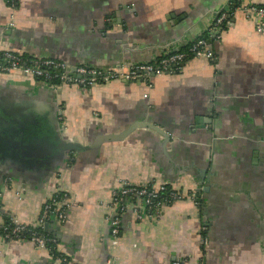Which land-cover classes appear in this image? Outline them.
I'll return each instance as SVG.
<instances>
[{"label":"crops","instance_id":"obj_1","mask_svg":"<svg viewBox=\"0 0 264 264\" xmlns=\"http://www.w3.org/2000/svg\"><path fill=\"white\" fill-rule=\"evenodd\" d=\"M249 4L264 0H17L10 26L0 0V49L70 66L150 62ZM212 49V59L192 58L180 71L92 88L0 73V129L11 103L62 126L28 164L0 155V213L37 226L44 202L67 193L65 222L50 217L42 229L70 264H264V26L237 9ZM7 175L16 180L8 189ZM121 181H167L196 198L155 219L128 206L112 247L107 216L118 214L109 203ZM0 264L62 262L31 241L0 239Z\"/></svg>","mask_w":264,"mask_h":264},{"label":"built area","instance_id":"obj_2","mask_svg":"<svg viewBox=\"0 0 264 264\" xmlns=\"http://www.w3.org/2000/svg\"><path fill=\"white\" fill-rule=\"evenodd\" d=\"M234 2V1H231ZM230 2V5H231ZM10 9L9 25H14V11L17 8V0H6ZM244 13L251 19L256 30L261 31L264 26V6L255 4L241 5L228 8L220 12L207 34L209 39L200 36L182 49L165 51L157 59L150 62L128 63L120 61L114 68H104L96 65L70 66L66 62L47 56L34 55L24 57L17 49H0V73H16L38 79L50 89H57L61 84L78 88H92L96 85L108 83L112 80H149L152 76L180 71L182 65L196 57L212 59V41L219 37L220 31L230 23L236 10ZM149 85V84H148ZM19 191H17L18 193ZM195 199V192L182 191L175 188L167 181L160 183L139 184L121 181L120 185L112 192L110 208L117 211L116 215H108V230L111 246L118 243L120 233L119 214L128 206L137 219L144 217L155 219L162 209L177 201ZM130 201L132 203H130ZM70 199L67 193H55L43 204L39 223L37 226H29L20 222L16 217L4 218L0 213V239L4 241L28 240L37 247L47 248L50 252L58 244L57 239L50 233L42 230V225L49 221L50 217L63 223L67 218L66 210L70 207ZM202 241L206 243L204 236ZM61 262L70 264L66 254L59 252ZM173 264H181L174 261Z\"/></svg>","mask_w":264,"mask_h":264},{"label":"water","instance_id":"obj_3","mask_svg":"<svg viewBox=\"0 0 264 264\" xmlns=\"http://www.w3.org/2000/svg\"><path fill=\"white\" fill-rule=\"evenodd\" d=\"M123 62L126 61L123 60ZM40 116L43 120H37L31 113H27L22 117L18 116V118L13 116L17 119L12 122L14 124L13 129L8 126L7 122H2L0 140L4 148L2 149L3 154L0 155H14L17 158H22L28 164V162L32 161V158L35 156L34 151H36V149H39L42 146H47L46 140H48V138H53L54 136H57L58 138L60 132L59 129L62 126L56 121L57 116L54 117L55 120L46 116V114H40ZM56 125L59 128V132L57 131ZM153 129L165 135L162 129L155 126ZM57 141L59 144L62 143L60 139H57ZM62 146H65L68 151H71V145H64L63 143ZM7 180L16 182L13 176H5L3 178V187L7 189L10 188V186L7 185ZM22 186L23 185H16V190H20ZM197 201H199V199H197ZM47 226L48 224L45 223L44 228L46 229Z\"/></svg>","mask_w":264,"mask_h":264},{"label":"flooded vegetation","instance_id":"obj_4","mask_svg":"<svg viewBox=\"0 0 264 264\" xmlns=\"http://www.w3.org/2000/svg\"><path fill=\"white\" fill-rule=\"evenodd\" d=\"M5 108H6V110L4 109V115H5L6 118H3V122H7L8 126L11 129H13V127H14L13 126L14 124L12 122L14 120H17L13 116H16V118H18V115H17L18 113L21 116H23V114H27V111L23 107H19V105L18 104H15V103H11L10 105L6 106ZM0 113L2 114V112H0ZM5 126L7 127L6 124H5ZM12 157H15V156L12 155ZM24 164H26V162H24Z\"/></svg>","mask_w":264,"mask_h":264},{"label":"trees","instance_id":"obj_5","mask_svg":"<svg viewBox=\"0 0 264 264\" xmlns=\"http://www.w3.org/2000/svg\"><path fill=\"white\" fill-rule=\"evenodd\" d=\"M202 36L205 37V38H207L208 40H210V39H209V35H208L207 33L203 34ZM3 217H4V218H7V217H10V216H4V215H3ZM7 219H8V218H7ZM42 230H43V229H42ZM43 231H44V230H43ZM44 232H46V231H44ZM202 236H204V234H202ZM51 253L54 254V255H57V254L59 255V253L55 250V247H53V249L51 250ZM62 264H67V263L62 262Z\"/></svg>","mask_w":264,"mask_h":264}]
</instances>
